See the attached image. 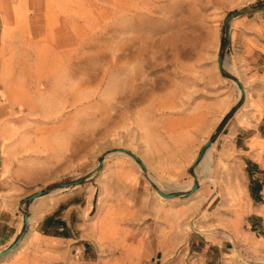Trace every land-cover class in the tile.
<instances>
[{"label": "rangeland", "instance_id": "obj_1", "mask_svg": "<svg viewBox=\"0 0 264 264\" xmlns=\"http://www.w3.org/2000/svg\"><path fill=\"white\" fill-rule=\"evenodd\" d=\"M40 5L0 53V237H26L46 191V211L76 203L62 215L96 264H152L193 233L223 245L205 263L264 264V0Z\"/></svg>", "mask_w": 264, "mask_h": 264}, {"label": "crops", "instance_id": "obj_2", "mask_svg": "<svg viewBox=\"0 0 264 264\" xmlns=\"http://www.w3.org/2000/svg\"><path fill=\"white\" fill-rule=\"evenodd\" d=\"M43 1L45 0H0V53L5 44L7 30L15 23L18 13L22 10L37 12L41 9L40 3ZM257 135L264 143L262 132H258ZM253 137L249 136L248 139L252 140ZM249 143L246 142L245 146ZM254 158L255 156L249 157L248 161L264 171L262 164ZM45 197H39L34 201L32 205L34 211H31L34 225L14 251L0 257V264H96L91 258L93 252L97 254L91 237L83 241L77 234L83 221L76 222L75 217H71L72 214L69 217L62 215L76 203H62L61 198L58 199L60 203L55 210L46 211L50 208L47 203L50 200L39 201ZM60 222H65L66 226L61 225ZM14 238L15 236H9L7 239L0 237V253L14 243ZM222 248V244L212 243L201 233H193L186 239L185 244H177L165 251L163 259H156L152 264H209L205 263L209 252L215 250L221 253Z\"/></svg>", "mask_w": 264, "mask_h": 264}, {"label": "water", "instance_id": "obj_3", "mask_svg": "<svg viewBox=\"0 0 264 264\" xmlns=\"http://www.w3.org/2000/svg\"><path fill=\"white\" fill-rule=\"evenodd\" d=\"M238 16V12H235L233 13L228 19H226V24L228 25V32H229V24L231 22L232 19H234L235 17ZM227 39H229V36H227ZM223 61H224V57L221 55L219 57V61H218V64H219V69L222 71L223 70ZM237 83L239 84V86L241 87V92L242 94H245V89L243 87V84L241 83L240 80H237ZM212 140L208 141V143L203 147L198 159H197V162L195 163L194 167L196 166V164L201 161L204 157H205V153L207 151V149L210 147V145L212 144ZM122 152L124 153H127L129 155H131L132 157H134L136 160H138L140 162V164L142 165L143 169L146 171V167L145 165L143 164V162L137 157L135 156L133 153H130L129 151H126V150H122ZM69 185L68 184H63L62 187H68ZM198 189V185L195 184L191 191L189 193H187V196H191L196 190ZM156 191L159 195H161L162 197H164L165 199H173V198H176L178 197L180 194L179 193H174V194H165L163 191H161L160 189L156 188ZM46 191H40L38 193H35L34 195L30 196L29 198H27V201H33L39 197H42L44 195H46ZM24 223H25V230H27L29 228V216L24 213ZM25 232H23L19 238L15 241V243H13L9 248H7L5 251H3L2 253H0V257H3L9 253H11L12 251H14L19 243L22 241L23 239V236H24Z\"/></svg>", "mask_w": 264, "mask_h": 264}, {"label": "trees", "instance_id": "obj_4", "mask_svg": "<svg viewBox=\"0 0 264 264\" xmlns=\"http://www.w3.org/2000/svg\"><path fill=\"white\" fill-rule=\"evenodd\" d=\"M248 164L251 176V184L249 186L251 198L255 203H263L264 195H262V192L264 190V171H261L258 166L251 161H248ZM60 224L66 226L65 222H60Z\"/></svg>", "mask_w": 264, "mask_h": 264}, {"label": "bare ground", "instance_id": "obj_5", "mask_svg": "<svg viewBox=\"0 0 264 264\" xmlns=\"http://www.w3.org/2000/svg\"><path fill=\"white\" fill-rule=\"evenodd\" d=\"M240 92H241V90H240ZM207 156L209 157V155H207ZM208 157H207V158H208ZM207 158H205V160H206ZM207 160H208V159H207ZM208 161H210V160H208ZM206 162H207V161H205V163H206ZM205 165H208V164H204V166H205ZM207 167H208V166H207ZM159 196L162 197L161 195H159ZM162 198H164V197H162ZM239 201H240V200H239ZM240 204H241V203H240ZM237 206H238V205H237ZM239 207H240V206H239ZM241 208H242V210H243V206H241ZM248 209H249V208H248ZM251 242H252V241H251ZM251 244H252V243H251ZM253 247H254V246H253ZM253 247H252V248H253ZM255 247H256V246H255ZM257 249H258V247H257ZM261 253H262V252H261ZM260 259H261V258H260ZM262 259H264V258L262 257ZM262 259H261V260H262Z\"/></svg>", "mask_w": 264, "mask_h": 264}]
</instances>
